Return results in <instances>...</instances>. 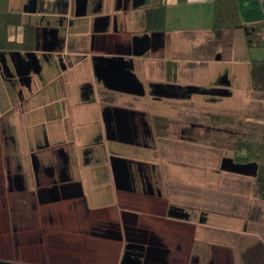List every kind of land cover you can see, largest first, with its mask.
Here are the masks:
<instances>
[{
  "label": "flooded vegetation",
  "instance_id": "flooded-vegetation-1",
  "mask_svg": "<svg viewBox=\"0 0 264 264\" xmlns=\"http://www.w3.org/2000/svg\"><path fill=\"white\" fill-rule=\"evenodd\" d=\"M138 1L140 0H116L115 11L124 13L131 2L136 4ZM98 8V4L93 5L94 10ZM72 22V16L59 19L57 32L61 31V50L57 53L55 61H51L50 53L39 55L36 50L31 49L29 27L19 38H15L14 34L5 29H0V186L7 182L9 188H12L13 183L16 188H25L23 178L28 176L32 180V188L29 189L31 205L27 213L33 211L35 216L39 212L45 213L41 222L48 223L49 228H62L66 233L72 231L68 230V227L74 224L69 222L67 217L78 213L80 222L83 221L82 224L88 226L83 233L123 240L120 264L167 262V247L155 235L152 226L162 221L166 215H170L178 225L204 224L207 222L208 211L195 206L194 199H187L184 195L178 196L174 202L167 200L166 195L164 196V177L193 175L188 172L181 173V165L177 170L176 164L167 162L166 155L172 156L169 160L185 164L188 168L191 159L182 156L187 149L186 145L203 139L212 129H222L220 124L211 122L208 106L198 105L200 99L195 104L198 107L190 110L185 109L188 106L181 108L184 104L179 106V102L188 103L195 95L200 96L204 103L216 102L225 97L221 92L223 89H229L230 82L226 73H218L208 82L198 79L194 82L195 78L188 79L196 70L188 71L186 80L182 81L177 79L178 71L173 77L168 75L163 80H142L137 76L144 89L141 96L150 97L156 104L163 103L166 108L135 109L129 104L127 107L117 104L114 100L123 92L108 87L102 79L103 75L110 70L120 73L122 68L136 73V68L143 67L141 57L132 55L134 48L131 39L128 40L125 36L124 27L117 14H114L111 22L110 18L103 22L108 23L107 27L111 24L114 31V54L124 56L128 63L115 61L113 66H103L98 64L100 60L96 62V57L91 54L95 61L93 68L79 69L74 63L65 61L69 58V53L62 50ZM47 33L52 34V31ZM162 41L163 37L155 41L144 55L156 53ZM92 47L93 43L88 50L91 51ZM208 47V40L198 47L200 61L204 62ZM81 55L86 56L87 51H82ZM117 64L124 67L117 69ZM192 65L201 67L197 73L203 71L204 63L194 62ZM178 66L179 70L182 66L186 67L180 63ZM113 80L115 79L107 81L113 84L116 82ZM77 89L80 93L75 95ZM98 97L101 99L99 112L103 119V134L94 133L81 154H84L83 161L97 160L95 146H105L102 138L114 145L115 148H109L108 160L113 166V184L119 187L116 188L118 211L115 216L109 205L99 210H90L86 203L83 182L72 177L69 168L80 153L77 149L80 127L74 114L83 104L91 106ZM128 143L144 147L147 150L145 157L138 158L139 154L124 148ZM122 157L125 158L123 160L126 174L123 171V163L117 159ZM223 159L225 158L221 159L220 167ZM173 164L175 170L180 173L169 172V167L173 168ZM126 176L128 180L121 178ZM197 194H200L199 190ZM1 202L0 190V204ZM194 207L199 209L194 210ZM2 209L6 208L0 206V242L3 235ZM13 212L12 221L17 223L21 217L17 215V211ZM65 212L67 217L64 216ZM16 223H13L15 227ZM14 230H17V227ZM181 234L179 232L181 237H186ZM48 235L47 239L51 242L50 234ZM59 237L61 238L60 235ZM71 250L67 249L69 256L77 254V250L74 249L76 252L73 250V253ZM0 262L17 264L10 258L0 257Z\"/></svg>",
  "mask_w": 264,
  "mask_h": 264
},
{
  "label": "crops",
  "instance_id": "crops-1",
  "mask_svg": "<svg viewBox=\"0 0 264 264\" xmlns=\"http://www.w3.org/2000/svg\"><path fill=\"white\" fill-rule=\"evenodd\" d=\"M115 2L116 0H86L85 12L80 14L77 8V0H5L1 4V8L5 13L11 15V19L6 23L4 29L9 31L10 34H14L15 38H19L22 36L23 31L27 32L29 27V45L32 46L31 49L33 48V50H36L39 55L42 53H50L51 61H55L57 53L61 50V46L59 45L60 38L62 37L61 31L58 30L59 32H57L59 19L61 17L69 18L72 16L73 22L69 27V32L66 35V40L62 47L64 53H69V58L65 59V61L74 63L79 69L93 68L94 62L99 60L100 63L98 62V64L100 65L113 66L115 61L122 64L128 63V60H126L124 56L114 54V31L111 28V24L107 27L108 23L104 24L103 22L106 18H110L111 22L112 15L117 14L118 20L122 23V27H124L125 36L128 37V40L131 39L134 48L132 55L134 57H141L142 59L140 62H142L143 69L139 67L136 68V73H134L135 75L137 74L136 77L138 76L142 80L144 78L163 80L168 75L173 77L175 75L174 73L178 71L177 75L179 78L177 77V79H184L186 77V75H184L185 71L188 73L190 70L201 69L198 65L194 67V65H192L194 62L197 64L204 63L205 65L209 61L211 57L209 47L203 59L204 62L199 60L200 55H198L197 52L198 47L203 44L204 41L212 37L211 25L214 0H163L164 16L161 25L159 16L153 15L151 11L157 4L155 0H140L136 4L131 2L124 13L115 11ZM236 3L239 16L245 24L264 22V0H236ZM94 4H98L99 8L94 10ZM47 31H52V34L49 33V36ZM231 32L232 30H222L218 40L223 39L226 33L231 35ZM142 37L147 39V41H144L142 45L138 46L141 40L139 38ZM161 37H163V41L160 49L154 54L144 55L153 46L154 42L159 41ZM91 43H93V47L91 51H89L88 49ZM143 46H147V48H145L142 53L135 54ZM82 51H87V55H81ZM91 54H94L96 57V59L94 57L95 61L91 58ZM214 55L216 59L221 57L217 52H215ZM179 63L180 65H186L187 68L182 66L179 70ZM248 65L249 62H247V66ZM115 67L120 68L124 66L117 64ZM109 72L110 71H106L105 76L103 75L102 77L106 85H112L107 81L108 79L111 80L108 77ZM227 80L229 81L228 77ZM97 86L100 87V85ZM230 86L229 91L231 95L232 90ZM112 89L120 93L123 92L114 100L117 104H124L126 107L129 104L131 105L130 107L135 109H156V101L150 97H143L141 94L130 93L115 88ZM79 93L80 91L77 89L75 95ZM100 101L101 99L98 97L91 106L83 104L74 114L76 123L80 127L78 130L80 138L77 142V149H79L78 151L80 153L77 155L74 164L69 166V168L72 177L81 178L83 187L86 191V197H88V192L82 177H97L106 182L108 185L107 187L111 190L110 192L113 195V201L93 207L99 210L109 205L112 207L115 216L118 211L116 205V199L118 198L116 188L119 189V187L113 184V166L111 165V161L108 160L109 148H115L113 147L114 145H111L106 139L102 138L105 146L100 144L95 146V150L97 151L95 157H97V160L90 159L89 161H83L82 156L84 154H81L83 147L90 141L89 139L94 133L101 132L103 134V119H101V114L99 112ZM148 102L150 103L148 104ZM125 142H127V140ZM124 148L129 151L132 150L136 155L139 154L138 158L141 159L145 157L147 152L144 147L131 143L126 144ZM121 159L125 158L122 157ZM170 170L171 167H169V172ZM250 178L252 179V177ZM164 181L166 183V192L164 196L166 195L169 202L177 201L178 196L175 195L174 189V183L178 181L177 178L164 177ZM196 181L191 183H195ZM199 182L200 181L196 184ZM252 185L253 192L257 197L253 179ZM54 212L55 211H53V214ZM43 214L45 213L41 214L39 212L38 215L44 217ZM78 215V213H75L76 218ZM171 218L170 215H166L162 221L152 226L155 235L161 239L162 243L167 247V262L160 261L158 263L232 264V261L236 260L234 257L231 259L226 256V252H223L217 253L214 258L205 259V261L200 254L194 251V246L190 243L192 238H195V230L191 232L192 236L190 242L184 243L187 242V235L186 238H183V236L181 237L182 234L179 235V232L183 233V230L188 233V227L178 225L179 223H172L174 220ZM80 221L81 220L74 222V225L78 227L80 233L77 238L79 241L76 239L74 243L78 248H76L77 254L66 258L62 252H59L61 251L59 248L54 249L56 252L52 254H58L59 264H70L73 261H75L76 264H120L123 240L107 239L83 233V230L88 226L87 224H82L83 221ZM206 223L207 222L201 225H207ZM32 224L37 226L36 222ZM32 224L30 227H32ZM44 227L49 228V224L45 223ZM195 229H197V226ZM217 245L221 246L218 243ZM54 255H51V257ZM49 256L45 258L48 262L52 260ZM239 257L240 262L236 261V263L238 262V264H241V256Z\"/></svg>",
  "mask_w": 264,
  "mask_h": 264
},
{
  "label": "rangeland",
  "instance_id": "rangeland-1",
  "mask_svg": "<svg viewBox=\"0 0 264 264\" xmlns=\"http://www.w3.org/2000/svg\"><path fill=\"white\" fill-rule=\"evenodd\" d=\"M208 43L211 56L209 61L204 65L203 71L197 73L199 69L196 68L197 70L193 71L188 79L195 78L194 82L196 79L208 82L218 73H226L231 82L232 93L216 102L204 103L200 96L196 95L188 103L179 102V106L184 104L181 108L188 106L185 109L190 110L198 107L195 104L200 99L198 105H207L211 122L213 121L215 125L220 124L222 128L212 129L203 139L197 140L196 143L191 141L192 143L186 145L187 149L182 156L187 157L188 160L191 159L188 168L185 164L169 160L172 156L166 155L167 162L172 161L176 164L177 170L181 165V173L188 172L189 175H193V177H175L178 180L174 183L175 195L194 199L195 206L203 207L205 211H208L207 225L188 224V233L182 231L187 235V242H183H190L191 232L195 230V238L193 237L190 243L193 244L194 251L204 260L214 258L217 253L226 252V256L231 259L236 258L232 264H238L236 261L240 262L239 256H241V264H264V244H262L264 243V202L257 199L254 194L250 175L220 167L222 158L236 160L235 140L247 130L250 125L248 122L253 119V116L259 115L264 108V100H258V94L247 86V62L252 59H264V47L249 46L242 28L232 29L231 35L226 33L223 39L214 40L211 37ZM215 52L221 55L219 59L215 58ZM186 74L187 71L184 75ZM160 107L162 110L163 107L166 108L165 104L157 103L156 109ZM223 115L226 118H223ZM174 164L170 171L180 173L175 170ZM74 178L81 180L80 177ZM82 179L85 181L88 192L86 203L90 210H95L93 207L95 205L113 201L111 190L103 179L97 177H82ZM196 180L200 182L196 184L198 182ZM193 181L196 182L191 183ZM23 182L25 188H16L15 183L12 184V188H9L7 182L0 186L2 193L0 206L6 208V210L2 209L1 214L3 235L0 242V257L15 260L17 264H59L58 254H52L56 252L54 249L59 248L61 250L59 252H62L66 258L69 257L67 249L76 250L77 248V245L73 244L80 234L78 227L74 224L70 225L68 230L72 231L67 233L58 227L45 228L41 222L43 217L39 215L35 217L33 211L27 213L31 205L29 189L32 188V180L26 176ZM198 190L200 194H197ZM198 207H194V210ZM13 210L17 211V215L21 217L17 223L15 220L12 221ZM64 216L67 217V212ZM67 218L73 223L79 221L81 217L76 218L72 215ZM35 220L37 226L32 224ZM13 223H16L17 230H14L16 227ZM31 224L32 227H30ZM196 226L197 229H195ZM61 232L66 234L62 235ZM48 234H50L51 242L47 239ZM59 244L64 247H60ZM50 254L54 256L51 257ZM48 256L52 258L50 262L45 260ZM70 264L76 263L73 261Z\"/></svg>",
  "mask_w": 264,
  "mask_h": 264
},
{
  "label": "trees",
  "instance_id": "trees-1",
  "mask_svg": "<svg viewBox=\"0 0 264 264\" xmlns=\"http://www.w3.org/2000/svg\"><path fill=\"white\" fill-rule=\"evenodd\" d=\"M4 1L0 0V29H4L11 19V15L1 8ZM155 2L157 4L151 11L153 15L159 16L161 25L164 16L163 0H155ZM234 28L243 29L249 46L264 47V22L245 24L239 16L236 0H214L212 38L218 39L222 30ZM247 81V86L258 94V100H264V59L249 61ZM248 124L250 125L247 130L235 140L236 160L230 161L233 167L231 171L250 175L257 197L264 202V108L259 115L253 116Z\"/></svg>",
  "mask_w": 264,
  "mask_h": 264
},
{
  "label": "water",
  "instance_id": "water-1",
  "mask_svg": "<svg viewBox=\"0 0 264 264\" xmlns=\"http://www.w3.org/2000/svg\"><path fill=\"white\" fill-rule=\"evenodd\" d=\"M85 2H86V0H77V8H78V12L80 14H83L85 12ZM144 37H147V36H144ZM144 37L139 38L141 40L139 41L138 46L142 45L144 43V41H147V39H145ZM145 48H147V46L141 47V49L138 50L135 54L142 53V51ZM117 69H120V68H117ZM108 77L111 79H115L113 81H116L112 85H107L109 87L119 89L122 91H128L130 93H135V94H143L144 93L142 83L137 79L135 74L130 69L122 68V70H120V73L117 72V70H113V71L110 70ZM221 94L230 95V91L228 88H226V89L222 90ZM117 159L120 160V163H123V165H124L123 171L126 174L127 172H126V168H125L126 167L125 161L121 158H117ZM221 166L223 169H228V170L233 169V167L230 165V159H228V158H225L222 160ZM121 178L128 180L127 176L121 177Z\"/></svg>",
  "mask_w": 264,
  "mask_h": 264
}]
</instances>
